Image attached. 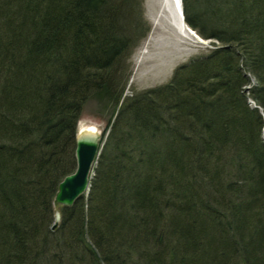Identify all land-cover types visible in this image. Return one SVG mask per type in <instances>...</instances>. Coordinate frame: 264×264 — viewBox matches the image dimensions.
<instances>
[{
    "label": "trees",
    "instance_id": "1",
    "mask_svg": "<svg viewBox=\"0 0 264 264\" xmlns=\"http://www.w3.org/2000/svg\"><path fill=\"white\" fill-rule=\"evenodd\" d=\"M141 3L0 0V264H264V0H182L212 48L126 93ZM95 94L117 107L51 229Z\"/></svg>",
    "mask_w": 264,
    "mask_h": 264
},
{
    "label": "rangeland",
    "instance_id": "2",
    "mask_svg": "<svg viewBox=\"0 0 264 264\" xmlns=\"http://www.w3.org/2000/svg\"><path fill=\"white\" fill-rule=\"evenodd\" d=\"M141 2L142 15L146 25L148 26V30L145 36L133 48L129 57L128 61L130 63L131 73L128 83L129 86L125 91L126 93H129L131 89L140 90L164 84L170 78L176 66L187 62L193 56L207 53L212 48L210 39L207 41V39L202 38L204 41H206L205 43L192 39L191 37L189 39H184L183 41H185L187 44L186 52L180 56H176L174 62L166 69V71H161L158 73L156 67L158 63H160L159 61L161 60L164 50L160 49L158 42H154L150 48L146 50L143 62L135 73L134 68L137 67L136 58L138 52L141 48L143 40L152 29V22L150 18L151 7L149 0H141ZM161 35L159 31H157L158 39ZM116 107V105L108 101L105 97H103V95L95 94L91 96L82 107L79 120L77 122L76 131H78L80 124L93 125L97 129L98 133L102 135L106 122L113 114Z\"/></svg>",
    "mask_w": 264,
    "mask_h": 264
},
{
    "label": "bare ground",
    "instance_id": "3",
    "mask_svg": "<svg viewBox=\"0 0 264 264\" xmlns=\"http://www.w3.org/2000/svg\"><path fill=\"white\" fill-rule=\"evenodd\" d=\"M149 3L152 29L143 40L138 52L136 58L137 67L134 68L135 73L143 62L146 50L150 48L152 43L158 42L160 49L164 50L160 63L156 67L158 73H160L171 66L176 56L186 52L187 44L183 41L184 39L191 37L199 41L200 37L182 18V0H149ZM157 31H159L160 35L162 34L159 39ZM76 132L90 135L98 134L97 129L93 125L83 124L79 125Z\"/></svg>",
    "mask_w": 264,
    "mask_h": 264
},
{
    "label": "water",
    "instance_id": "4",
    "mask_svg": "<svg viewBox=\"0 0 264 264\" xmlns=\"http://www.w3.org/2000/svg\"><path fill=\"white\" fill-rule=\"evenodd\" d=\"M182 18L184 19L183 10ZM208 40L209 39H207V41ZM199 41L202 43L206 42L200 37ZM262 137L264 139V131ZM102 144V135L100 133L93 135L80 134L78 132L76 133V168L72 173L64 176L63 179L58 183L57 190L52 201L53 206L56 208L54 210V222L51 225V229L57 227L61 218L60 211L57 207L71 206L78 197L88 192L90 178L93 173V167L100 154Z\"/></svg>",
    "mask_w": 264,
    "mask_h": 264
}]
</instances>
